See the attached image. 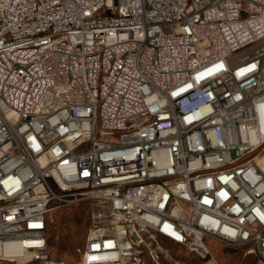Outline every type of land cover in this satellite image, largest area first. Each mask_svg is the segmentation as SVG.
Wrapping results in <instances>:
<instances>
[{
    "label": "built area",
    "instance_id": "obj_1",
    "mask_svg": "<svg viewBox=\"0 0 264 264\" xmlns=\"http://www.w3.org/2000/svg\"><path fill=\"white\" fill-rule=\"evenodd\" d=\"M264 264V0H0V264Z\"/></svg>",
    "mask_w": 264,
    "mask_h": 264
},
{
    "label": "rangeland",
    "instance_id": "obj_2",
    "mask_svg": "<svg viewBox=\"0 0 264 264\" xmlns=\"http://www.w3.org/2000/svg\"><path fill=\"white\" fill-rule=\"evenodd\" d=\"M92 202L84 201L54 210L49 217L50 256L67 264H79L80 252L90 234ZM208 245L221 264H261L246 247L230 246L215 240Z\"/></svg>",
    "mask_w": 264,
    "mask_h": 264
}]
</instances>
